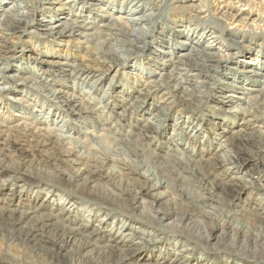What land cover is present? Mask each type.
<instances>
[{
    "label": "rangeland",
    "instance_id": "rangeland-1",
    "mask_svg": "<svg viewBox=\"0 0 264 264\" xmlns=\"http://www.w3.org/2000/svg\"><path fill=\"white\" fill-rule=\"evenodd\" d=\"M104 1L103 5L100 6L103 10L95 12L97 13L96 15L98 17L112 15V17L121 22L119 17L120 15H125V13L114 12V10H128L127 8H122L124 4H121V2L123 0ZM161 1L163 4L159 3L158 7L160 8H158V11H146V13L153 12V18L155 19L153 28L150 31L151 38L146 40L150 44H146V42L139 43L136 45L138 47L137 50L134 48L122 50L114 48L116 51L119 49L117 52L115 51L119 58H126L128 54H134L135 58L132 57V60L123 66H112L111 63H108L109 61L103 63L105 60H99L97 53L102 50L106 51V46L100 44L107 38L98 35L97 31L102 30L99 26L104 23H97L96 29L91 31L78 30L76 32H84V37H78L76 34L62 37L56 33L60 29L50 32L45 29L37 30L27 27L26 31L17 33L0 30V57L9 58L7 62L14 65V67L11 66V70L4 73L6 77L12 75V70L16 69L15 66L25 69L26 73L24 75H29L33 79L39 78V76L47 78L48 76L44 71L50 69L51 73L56 75L53 78L51 77L50 88H53V90L57 89L67 95L74 94L76 96H79L83 91H87V93L79 96L82 98L80 107L83 106L91 111L78 116L73 115L71 108L65 105L60 107L61 105L51 102L50 98L25 89L15 90L11 79L6 78V83L3 86L6 87L7 91L0 94V184L7 182L8 187L0 194V215L1 209L4 208L16 210L14 215L16 219L19 217L20 212H27L30 209V212H32L31 217L27 216L19 226L22 229H27L34 224L36 221L35 217L38 215L57 214L59 208L64 206L67 209L69 208L70 217L66 221L62 220L68 213L64 218H60L61 224L67 226V228L74 229V227H78L83 223L81 220L85 219L91 224V227L86 230L87 232L92 231L93 226H101L103 233L100 234L98 240V245L100 246L105 244H102V242L108 239L107 235L110 232L114 235L118 234L119 231L121 233L120 226L132 227L141 233L140 238L143 241L138 238L132 240L139 246H133L134 250L136 248V252L128 261L131 264H264V257L261 256V258H258L259 260H253L248 256L250 254L245 252L252 245V241L253 243L257 241L258 244L264 242L262 233L255 232L262 226L261 221L257 222L252 219L255 213L253 207H256L261 202L264 205V191L242 190L246 186L245 181L264 186V164H257L255 161L251 162L249 156L240 154L238 157L231 159V164L222 165L216 160L217 148L215 147L219 141V135L224 134L234 139L236 137L232 136V134L238 132L241 128L242 131L244 130L241 133L249 134L246 137H250V141H254V143L261 141L264 144V118L259 112H254L255 110L252 108L253 99L251 100L250 98L257 95V92L252 91L253 88L259 87H255L257 85L251 82L255 79L249 77L251 73H244L249 70H257L259 72L260 67L263 66V63L260 64L258 57H255V55H261L259 53L261 48L264 50V0L252 2V5L245 8L241 7L244 11L252 9L255 12V16L252 19L256 20V15L260 14L261 17L256 22L248 21L251 26L249 28L253 30V33H258L259 35L249 33L241 40L243 42L242 45L245 46L244 49L235 47L226 52L218 51V49L229 45V42L224 40L226 38H228L226 40L230 39L228 33L220 34L218 32L223 39H219L216 42L210 38H206L203 41V39H199L201 32L211 29V27L216 25L215 23L213 25L211 22L198 20L197 18L192 19V23H187L189 16L186 13L181 14L179 10L175 9V5L178 3L176 0ZM196 1L199 2V0L194 2L196 3ZM260 1L263 3L261 5L262 8L256 6V3L258 4ZM13 2L14 0H0V3H4L0 5V17L3 16L1 10H8ZM39 2L37 3V11L40 12L35 14L33 23L49 25L48 27L50 28L56 25L57 19L64 22L66 18H77L81 19L82 24L87 21L85 24L88 25L90 23L88 26L93 27L92 19L88 18L92 14L89 11L81 13L80 9L82 6L79 2L75 4L73 10L67 9V6H65L66 10L62 12H54V9H60V4H65L67 0H39ZM109 2H112L113 6ZM21 11L26 14L32 10L28 7ZM203 15L205 16H201V18L206 17L209 21L213 19L212 21L217 23L219 29L220 26L218 24L224 25L217 19L221 15L220 13L218 14L215 7L210 6L208 12ZM25 19L30 21V19ZM0 20L2 21V18ZM103 21H105L104 18ZM203 21H206L205 23L207 24H204ZM188 24H191V26H188ZM187 38H192L193 41L199 42L200 45L198 46L192 44L199 49L203 50L208 46L209 50L207 52L220 56H224L228 52V54H235V56L228 63H224L221 60L212 63V65H215H213V69L203 72V76L183 75L180 70H173V67L185 68V66L177 63L183 60L177 55L188 51L174 52L175 48L178 49L179 47L175 41L183 42L187 41ZM106 42L108 46L115 44L113 40H106ZM169 42L172 44L170 45ZM173 44H176V46ZM248 46H253L249 53L245 51ZM6 49L7 51L5 52ZM172 61L173 63H171ZM63 63L80 67L85 74L89 73L92 76L90 79L83 80L84 74L81 79L77 80L78 86H72L71 83L66 82V79L74 78L75 76L71 77L61 72V68L64 67ZM171 64H173V67L170 66ZM25 65H29V67ZM192 74L197 73L194 71ZM95 79H100L101 85L92 89ZM167 82L170 83V90L166 88L168 87L166 86ZM229 82L233 84L231 89L227 90L226 83ZM107 85H111L115 89L107 90ZM161 85L164 88L161 87L159 91H156L157 86ZM23 91L29 93L26 95ZM104 92L109 93L107 101L111 99L114 101V105L102 113L101 110H95V107L99 105V97ZM31 103L33 105H30L28 109L27 106ZM130 104L135 106L134 109L130 107ZM80 107L77 108L79 109ZM125 108H128V110H126L125 116H122ZM244 111L247 113L246 117L242 114ZM120 112L121 114L119 115L118 113ZM94 113L96 114L94 115ZM40 115L48 117L47 124H41L42 129L54 132L55 135L66 136V142L64 141V143L69 144V141L70 143L71 141L72 143L78 142L82 143L84 148L89 144L87 150L102 158V154L100 155L94 151V148H99V146L94 143L95 140H92L93 138H91L89 132L100 136L99 140L101 141L98 142L103 143L102 153L104 155L106 153L114 154V150H116L119 154L121 153L120 156L116 154L110 158H122L128 162L129 160L137 159L139 162L145 163L150 167L148 169L151 174H155L166 183V188L152 193L151 196L142 194L141 200L139 198L142 207L139 208V211H134L125 191L131 186H120L119 180L123 178L110 181L106 178L108 175V170H106L102 174L104 178L95 179L94 182L88 181V183V175H86L83 168V170L80 169L81 166L72 164L64 158L55 159L53 157L55 156L54 153L57 152L54 149V140H52V146L50 144L41 145L37 143L35 136L31 137L28 135L29 133L25 134L19 131V128L22 130L26 124L33 128ZM153 116L160 120L162 126L157 130V133L149 134L147 133V128L145 129L143 126L146 124V120L153 121ZM187 121H190V126L185 125L184 122ZM196 128L200 129V137L189 136L188 134ZM49 129L52 130L50 131ZM55 129L60 130L55 132ZM105 129L114 133L112 134L113 138L123 140V142H115L108 138L109 132L104 131ZM9 130L10 133L8 134ZM184 131H187L188 134L182 133L183 135H178L180 138L175 137L173 134ZM177 139H180V141ZM125 140L128 142H124ZM235 141L236 143L239 142L236 139ZM219 143L226 145L223 140ZM92 147L93 149H91ZM230 148L228 147L227 150ZM99 150L101 149L99 148ZM105 150L108 152H105ZM250 150L252 156L264 158V153L258 152L253 148ZM182 152L184 156L186 155L190 159L189 161L187 160L184 163V160L181 162L176 160V158L182 156ZM167 154L170 155V160L172 161L165 158ZM196 159L197 161H195ZM244 160H248V162ZM90 164L92 165V163ZM190 167L191 169H189ZM224 173H227V176H224L226 175ZM124 178L123 180H127L128 184L132 182L130 184L132 186L137 183L136 180H142L133 175L131 177L125 176ZM230 178L240 179V182L236 183L242 188H239V186L234 187V182L233 184L232 182H227V185H224ZM127 182L123 181L122 184ZM17 186L21 187L16 188ZM100 188L101 190H99ZM103 188L112 189L117 194L124 192L121 198L128 202V206H111L103 202L100 199L103 194ZM11 189L21 190L22 192L21 195H18L21 199H13L9 207L6 198L9 197L8 193H10ZM155 196L160 198L158 197L159 199H157ZM18 200L21 202L19 205L15 203ZM186 200H191L189 202H192V205L187 204ZM175 203L177 204L176 206ZM204 205L207 208L200 207ZM211 207H214L215 210L212 211L211 215L209 214L208 217L200 215V212L208 211ZM146 209H151V212L156 213L173 211L175 215L168 219L169 221L152 223L146 220ZM139 212H141V216ZM182 213L187 214V219L180 224L181 227L179 228L177 227V222H179V215ZM32 215L35 216L33 217ZM225 216L241 221V228L232 229V232L238 233L237 237L239 240L243 241V245L240 241L239 244L241 245L237 249L218 248L219 246H216L219 243L218 241L223 238L222 230L228 227ZM117 220H119L120 225ZM19 227H16V229ZM2 229L0 227V264H81L62 257L50 259L49 256L45 255L44 251V247L49 246L47 242H44L45 244L24 246L14 241V237L8 230ZM205 236L211 238L209 242L202 240ZM225 236L227 237V229ZM225 236V241L223 240L224 246L229 243L227 242L228 238H225ZM129 244V242H125L126 246H120L126 250ZM69 248L71 249L72 246L69 245ZM181 251H183L181 253L183 255H176ZM120 254L116 253V256L118 257ZM172 259H175V262H172Z\"/></svg>",
    "mask_w": 264,
    "mask_h": 264
},
{
    "label": "bare ground",
    "instance_id": "bare-ground-1",
    "mask_svg": "<svg viewBox=\"0 0 264 264\" xmlns=\"http://www.w3.org/2000/svg\"><path fill=\"white\" fill-rule=\"evenodd\" d=\"M176 1L178 3L175 5V9L179 10V12H181V14L186 13L189 16L187 23H192L191 22L192 19L197 18L198 20H206L208 22H211L213 25H214V23L216 24V25H214V27H211V29H208V30L201 32L199 39H203V41H204L206 38H210V39H213L214 42H216L219 39H223V38H221L220 34H222L224 32L229 34L230 39L229 40H226L228 38L224 39L225 41L229 42V45L218 49V51L222 50V51L226 52L227 50H229L231 48L234 49L235 47H241L244 49L245 46L242 45L243 42L241 40H243L246 35H248L249 33H252L253 35H259L258 33H253V30L249 28L250 24L248 23V21L251 20L252 23L256 22L261 17L260 14L256 15L257 17L255 20V19H252V17L255 16V12H253L252 9H248V11H244L241 8V7H244V8L248 7V6L252 5L251 4L252 2L255 3V1H257V0H251V1L250 0H205V1L199 0V2L196 1V3L194 2L195 0H176ZM49 2H51V1H49ZM78 2L82 6V8L80 9L81 13L84 11H85V13H86V11H89L90 14H92V16H88V18L92 19L91 23H93V25H92L93 27L88 26L90 23L88 25L85 24V23H87V21H85V23L82 24L81 19L79 20L77 18H75V19H69V18L67 19L66 18V19H64L65 20L64 22L57 19L58 21L56 22V25L53 27H50V28L48 27L49 25L46 26L44 24L33 23L32 21H34L35 14L40 12V11H37L38 10L37 3H40L39 0H37V1H35V0H14V2L12 3V5L10 6V8L8 10H4V9L1 10L3 16L1 15L2 17H0V19L2 18V21L0 20L1 21L0 22V30L1 31H8L11 33H17V32L26 31L27 27L35 28L37 30L38 29L39 30L45 29L46 31H50V32L54 31L55 29H60V30L56 31V33L62 37L72 36L75 34L78 37H84L85 36L84 32H80V33H76V32H78V30H90L91 31V30L96 29V26H98L97 23H104L103 25L99 26V28H101L102 30L97 31L98 35H102L103 37L105 36V38H107V39H104L103 43L100 44V45L106 46V51L102 50L101 52L97 53L99 60H105V61H103V63H105L106 61H109L108 63H111L112 66H114V65H117V66L122 65L123 66V65L128 64V62H130V60H132V57L135 58L134 54H128V56L126 58H119L117 56V54L115 53L116 50L114 48H119L121 50L126 49V48H134L137 50L138 47L136 45L139 43L146 42V44H150L146 40L151 38L150 31L153 28L152 26H153L155 19L153 18L154 17L153 12L146 13V11H149V10L150 11H156V10L158 11V8H160V7H158V5H159V3H162L161 0H123L121 2V4L122 3L124 4L122 6V8H127L128 10L127 11H122L123 9H121V11L114 10V12L125 13V15H123V16L120 15V17H119V19H121V22H119V20H117L116 18L112 17V15L108 16V17H98L96 15L97 13H95V12L103 10L100 6L103 5V3L105 2L104 0H67V2L65 4H60V6H61L60 9H58V8L54 9L53 8L54 12H62L63 10H66L65 6H67V9L73 10L75 8V4ZM111 3L112 2H109V4L111 6H113L112 5L113 3L112 4ZM2 4H4V3H0V5H2ZM261 5H263V3L261 1L258 4L256 3V6H258L259 8H262ZM210 6L215 7L218 14L220 13V15H221V16L217 17V19L220 20L224 24V25L218 24L220 26V29L217 27V23L212 21L213 19L211 21H209V20H207L206 17L201 18V16H205L203 14L208 12ZM28 7L31 8L32 11L30 13L24 14L21 10H23L24 8H28ZM172 8H173V6H172ZM138 14H140V15H138ZM25 18H27V20L30 19V21H26ZM103 18L105 19V21H103ZM209 19H210V17H209ZM206 21H203L204 24H207V23H205ZM208 24H210V23H208ZM188 26H191V24H188ZM207 26H209V25H207ZM42 27H44V28H42ZM216 28H218V29H216ZM256 31L258 32V30H256ZM218 32L220 34H218ZM178 34H180V33H178ZM203 34H205V35H203ZM177 36H179V35H177ZM203 36H204V38H203ZM106 40H108V41L113 40L115 44L108 46ZM187 41H183V42H180L178 40L175 41V43L178 44L179 47H178V49L175 48L176 50L174 51L177 53H179V51H188L187 53L182 52V54L177 55L180 59H183V60L178 61L177 63L182 65V66H185V68H180V67L178 68V66L173 67V64L170 65L173 67V70H180L181 73L183 75H186V76L187 75L194 76V77L203 76V74H204L203 72H206L208 70L213 69L214 64L212 65V63H214V62L216 63L219 60L223 61L224 63H228L235 56V54H228V52L224 56H220V55L215 54V53L207 52V50H209L208 46L202 50V49H199L197 47L198 45H200L199 42L193 41L192 38L191 39L187 38ZM171 44L172 43H170V45ZM176 44L175 45L173 44V45L176 46ZM192 44H195L197 46H194ZM252 47L253 46L246 47L245 51H247V53H249L251 51ZM92 49H95V48H92ZM119 49H117V51ZM1 50H2V48H1ZM99 50H101V49H99ZM2 51H4V50H2ZM6 51H7V49L5 50V52ZM259 53H261V55H255V57H258L260 64L263 63V66H261L259 69L260 71L258 72L257 70H249V71H246L244 73H246V74L251 73V76H249V77L255 78L251 82H253V84L257 85L255 87H259V88H253V90H252V91L257 92L256 96L254 95V96L250 97L251 100L253 99L252 108L255 110L254 112H256V111L259 112L261 115H263V118H264V50L261 48L259 50ZM98 57H97V59H98ZM247 58H250V57H247ZM7 60L9 61V58H3V57L1 58L0 57V94H2L4 91H7L6 87L3 85L6 83V78H9V79H11L12 86L15 88V90L16 89H25V90H28L29 92H35L39 95L50 98L51 102H54L55 104L61 105L60 107H62V105H65L66 107L71 108V113L73 115L78 116L79 114L91 112L83 106L80 107L81 106L80 104L82 103V98H80L79 96L87 93V91H83L79 96H76L74 94L67 95L61 91H58L57 89L53 90V88H50L49 84H50V82H52V78L55 77L56 75L52 74L50 69L47 71H44L47 74V76L50 77V79H48V77L44 78L43 76H39V78L37 77L36 78L37 80L33 79L29 75H24L26 73L25 69H23L19 66H15L16 69L12 70V75H9L8 77H6L4 75V73L8 70H11V66L14 67V65L9 64L7 62ZM41 62L44 63L43 61H41ZM167 62H168V60H167ZM171 63H173V61ZM62 65L64 66L63 68H61L62 73H66V74H68V76H71V77L75 76L74 78L66 79L67 80L66 82H69L72 84V86L77 87L78 86L77 80L81 79V77H83V75L85 74L84 70L80 69V67L78 68L75 65H68L67 63H63ZM25 66L29 67V65H25ZM53 71H55V70H53ZM194 71L197 74L193 75L192 73ZM91 76L92 75H90L89 73L85 74L83 77V80H86L88 78L90 79ZM226 77H228V76H226ZM246 78H247V76H246ZM216 81H217V79H216ZM93 83H94V85H92V87H91L92 89L97 88L98 86L101 85L100 79L93 81ZM232 84H233L232 82L226 83L227 90L231 89ZM166 86H168L166 88H168L170 90L171 86H170L169 82L166 83ZM161 87H163V86L162 85L159 87L157 86L156 91H159V89ZM112 89H115V87H112L111 85H107V90H112ZM241 89H243V88H241ZM171 90H172V88H171ZM9 91H10V88H9ZM23 92H25L26 95L29 93L27 91H23ZM17 93H20V92H17ZM108 94L109 93L104 92L103 95L101 97H99V99H100L99 105L97 107H95V110H101V112L103 113L104 111L109 110L112 105H114V101H112L111 99L107 101V98L109 96ZM165 98H167V97H165ZM134 102H137V101H134ZM27 103H29V102L27 101ZM132 103H133V101H132ZM30 105H33V104L32 103L29 104L27 106L28 109H29ZM34 105H35V103H34ZM77 107H80V108L78 109ZM130 107L132 109H134L135 106H133V104H130ZM126 110H128V108L127 109L125 108L123 110L122 116H125ZM95 114L96 113H94V115ZM118 114L120 115L121 112ZM242 114L244 117H246V115H247V113H245V111L242 112ZM253 116H256V115H253ZM259 117H260V115H259ZM156 118L157 117L153 116L152 117L153 121H149V119H148V120H146V124L145 125L143 124L144 125L143 127H145V129L147 128V133H149V134L157 133L158 132L157 130H159L161 128L162 124H161L160 120H157ZM252 118H254V117H252ZM37 119L38 120L36 121L35 126L33 128H32V126H29L25 123L26 126L23 125L24 127L22 128V130H21V128H19V131H22L25 134L29 133L28 135H30L31 137L35 136L37 143L41 144V145L50 144L52 146V142H53L52 140H54L55 141L54 142L55 143L54 149H56L57 152L54 153L55 156H53V157L55 159L64 158V159L69 160L68 162H71L72 164H76V165L81 166L80 169L83 168L86 175H88L89 179L87 180V182L88 181L94 182L95 179L97 180V179L104 178L102 176V174L106 170H108L107 171L108 175L106 176V178L110 181H112L114 179L116 180L117 178L125 179L124 178L125 176L131 177V175L141 178L142 180H140V179L136 180L137 183L133 184V186L130 185L132 183L131 181H130L131 183L128 184L129 182H127V180H123V179L119 180L120 186H122V185H124L125 187L131 186L129 189H125V191H126V194L128 196L127 198H129L130 202L132 203L131 207L134 211H139V208L142 207V205L140 204L141 202H139V198L141 200L142 194L144 196H149V195L151 196L152 193L159 191L160 189L166 188V183L163 180L159 179L155 174H151L149 169H148L150 167L148 165H146L145 163L139 162L137 159L129 160L130 159L129 158L128 159L129 162H128L126 160H123L122 158H115V159L110 158V157H112V155L115 156L116 154L118 156H120L121 153L119 154L118 152H116V150H114L115 151L114 154L106 153V155H104V153H102V151H103L102 144L103 143L98 142V141H101V140H99L100 136L93 135L89 132V135L91 136V138H93L92 140H95L94 143L95 144L97 143L99 148L101 149V150H99L98 147H95L94 151L98 152L100 155L102 154V156H103L102 158H100L99 155H96L95 153H91L89 150H87V146L89 144L88 145L85 144L86 148H84V146H82V143H78V142L72 143V141H71V143H70V141H69L68 142L69 144H67V143H64L66 136L63 137L60 135H55L54 132H49L48 130L42 129L41 124H45V123L47 124L48 117L40 115V117ZM139 119H141V118H139ZM260 119H262V118H260ZM184 123H185V125L190 126V121L189 122L187 121ZM245 124H247V123H245ZM14 129L16 130V128H14ZM141 129H143V128H141ZM49 130L51 131L52 129H49ZM57 130H60V129H57ZM57 130L55 129V132ZM104 131L109 132V130H106V129ZM13 132H14V130H13ZM22 132H21V134H23ZM223 132H226V131H223ZM241 132H244V130L242 131V128L238 132L232 134V136L236 137L234 139H231L230 137H228L224 134L219 135V138H218L219 141L215 146L217 148V152L215 151L216 155H217L216 160L219 163H222V165H224V164L229 165V164H231L232 158L238 157V155H240V154H245L251 158L250 159L251 162L255 161L257 164H264V158L263 157H256L255 155L252 156L250 154L251 153L250 149H252V148L256 149L258 152L264 153V144H262L261 141H256L255 143H254V141L253 142L250 141L251 140L250 137H246L249 134L241 133ZM9 133H10V130H9L8 134ZM109 133H108V138H111L115 142H123V140L113 138L112 134H114V133H111V132H109ZM182 133H184L185 135L188 134L187 131L177 132V133H173V134L175 137L177 136V138H180L178 135H183ZM1 134H3V133H1ZM16 134H18V133H16ZM139 134H140V132H139ZM188 135L192 136L194 138H198L201 135L200 129L199 128H196L195 130L193 129V131L190 132ZM53 138H55V139H53ZM235 139L238 140L239 142L238 143H236V141L234 142ZM177 140L180 141V139H177ZM222 140L224 142H226V145L219 143V142H222ZM124 142H128V141L125 140ZM6 144L8 145V143H6ZM228 147H231V148L229 150H227ZM7 148H8V146H7ZM84 149H86V150H84ZM91 149H93V147ZM106 150H105V152H108ZM232 153H234V154H232ZM172 154H175V153H172ZM181 155L182 156L180 158H176V160H180V162L182 160H184V163L187 162V160L188 161L190 160L188 157H186V155L185 156L183 155V152ZM165 158L170 160V155L167 154V156ZM243 158H244V156H243ZM170 161H172V160H170ZM195 161H197V159ZM212 161H213V159H212ZM245 162H248V160ZM90 163H92V165ZM210 163H212V162H210ZM219 163H218V165H219ZM94 164H96V165L94 166ZM195 164H197V163H195ZM189 169H191V167ZM224 174H226L224 176H227V173H224ZM23 176H25V175L23 174ZM135 178H133V179H135ZM126 179H128V178H126ZM219 179H217V180H219ZM123 181L127 182V183L122 184ZM219 181H221V180H219ZM140 182H142L143 184L142 183L140 184ZM227 182H232V184L234 182V184H233L234 187L235 186L238 187L239 184L236 182H240V179L230 178L228 181H226L224 183V185H227ZM245 182H246V186H244L245 185L244 184L243 185L244 187L242 190L251 189L255 192L264 191V186H262V185L258 186L252 182L251 183H248L247 181H245ZM7 185H8L7 182H5V183L3 182L0 184V194H2V192L7 189V187H8ZM83 185H85V184H83ZM19 187H21V186H17L16 188H19ZM98 187H100V186H98ZM226 187H228V186H226ZM239 188H242V186L241 187L239 186ZM96 189H98V188H96ZM99 190H101V188ZM21 192H22L21 190L17 191L16 189L10 190V193H8L9 197L7 196L8 198H6V202H8L9 207L11 206L13 199H16V198L21 199V197L18 196V195H21ZM102 193L103 194L100 196V199L103 202L110 204L111 206H116V205L118 207H125V206L127 207L128 206V202L121 198V196L124 192L117 194L112 189L103 188ZM88 194H90V193H88ZM155 197L157 199L160 198L159 196H158L159 198L157 196H155ZM19 201L20 200H18L15 203L16 204L18 203V205H19L21 203ZM189 201H191V200H188L186 203L189 205H192V202H189ZM176 205L177 204L175 203V206ZM72 206H73V204H72ZM218 206H217V208H218ZM197 207H198V205H197ZM200 207L201 208H207L205 205L203 207L202 206H200ZM70 208H71V206H70ZM126 210H128V209H126ZM146 210H147V215L145 216L147 218L146 220H148L149 222H152V223H161L163 221H166V220L172 218V216L175 215L173 213V211H167L164 213H160V212L156 213V212H151V209H146ZM213 210H214V207H211L208 211L200 212V215L203 217H208L209 214L210 215L212 214ZM253 210L255 211V213L253 214L254 218H252V219L254 221H257V222L261 221V224H262V226L260 227L261 230L258 229V231H255V232H261L263 237H264V205H263V202H261L256 207H253ZM1 211L2 212L0 215V227H2L5 230H8V232L12 235V237H14V241H17V242L23 244L24 246H28L30 244H42V243L45 244L44 242H47V244L49 246L48 247L45 246L44 251H45V255L49 256L50 259L62 257V258H66L70 261H74L75 263L78 262L81 264L82 263L83 264H131V262H128V261L136 252V248L134 250L133 246H139L138 244L132 242V240L138 238L139 240L143 241V239L140 238L141 233L138 230H135L132 227H127V226L123 225V226L119 227V229L122 230L121 233L119 231L118 234L114 235L113 233L110 232L109 235H107L108 239L106 241L102 242V244H104V243L105 244L103 246H100V245H98L99 244L98 240H99L100 234L103 233L101 226H98V227L93 226L94 228L92 229V231L87 232L86 230H88L91 227L90 226L91 224L89 223V221H87L85 219L81 220L83 223H81L78 227H74V229H71L70 227H68L69 228L68 229L67 226H64L61 224L60 220L62 218H64V216L70 212L69 208L67 209L64 206L59 208V211L57 214L40 215V216L38 215L39 217L38 216L35 217L36 221L34 222V224L30 225V227H28L27 229H22L19 226H20V223L22 224V222L24 221V219L27 216L31 217L30 215L32 212H30V209L27 212H20L19 217L16 219L14 217L16 210H10V209L4 208V209H1ZM17 211H18V209H17ZM185 213H182L179 215V222H177L178 223L177 227H179V228L181 227L180 224L185 219H187V214H185ZM139 214H140V216L142 215L141 212H139ZM32 216L34 217L35 215H32ZM69 217H70V213L62 220L66 221V220H68ZM190 217H192V216H190ZM237 218H238V216H237ZM237 220L232 219L230 217H226V222H227V226H228L226 228L227 229V237L225 236L226 235V229L222 230L223 238H221L220 241H218L219 243L217 242L218 244L216 246H219L218 248L228 247L231 249H237V247L239 245H241V244H239L241 240H239V238L237 237L238 233L232 232V229L242 227L241 221H239V219H237ZM117 222L120 225L119 220H117ZM174 225H175V223H174ZM16 227H19V228L16 229ZM177 227H176V229H177ZM224 236H225V238H228L227 242H229V243H227V245L225 244L226 246H224V243H223ZM210 239L211 238H209L207 236L202 238V240L205 242H209ZM125 242L130 243L129 245H127L126 250L122 249V247H121V246L125 245ZM242 242L243 241H241V243ZM262 242H263V240H262ZM69 245L72 246L71 249L70 248L68 249ZM242 245H243V243H242ZM178 251H179V249H178ZM182 252L183 251L177 253L176 255L180 256V254ZM245 252H247V254H250L248 256L251 259L259 260L258 259L259 257L260 258H261V256L264 257V242L261 244H258L257 241H254V243L252 241V245L249 247L248 250H245ZM116 253H121V254L117 257ZM181 255H183V254H181ZM172 262H175V259H172Z\"/></svg>",
    "mask_w": 264,
    "mask_h": 264
}]
</instances>
